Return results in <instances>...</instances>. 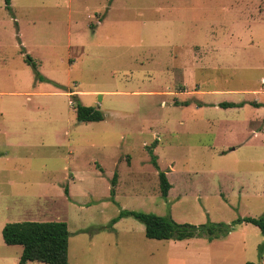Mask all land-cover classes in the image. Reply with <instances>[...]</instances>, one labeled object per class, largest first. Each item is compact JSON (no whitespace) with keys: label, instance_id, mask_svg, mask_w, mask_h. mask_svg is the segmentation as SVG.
I'll return each mask as SVG.
<instances>
[{"label":"rangeland","instance_id":"1","mask_svg":"<svg viewBox=\"0 0 264 264\" xmlns=\"http://www.w3.org/2000/svg\"><path fill=\"white\" fill-rule=\"evenodd\" d=\"M109 1L11 0L12 18L0 0V227L64 222L67 264H264L259 230L235 223L264 213V133L253 128L264 113L255 95L264 88V28L246 51L215 52L250 38L186 37L155 0H118L98 26ZM258 4L264 17V0L183 12L237 19L258 14ZM27 55L50 82L35 80ZM211 99L260 104L203 109ZM76 102L104 120L78 122ZM158 172L171 186L166 200ZM23 202L34 218L22 216ZM123 210L234 230L212 241L151 240L131 217L112 223ZM20 252L0 232V264H18Z\"/></svg>","mask_w":264,"mask_h":264},{"label":"trees","instance_id":"2","mask_svg":"<svg viewBox=\"0 0 264 264\" xmlns=\"http://www.w3.org/2000/svg\"><path fill=\"white\" fill-rule=\"evenodd\" d=\"M4 9L10 14L11 0H3ZM21 52L25 53L23 48ZM26 63L31 67L34 78L38 82H50L42 76L33 60L27 55ZM57 88L60 86L54 84ZM77 100L75 95L71 96ZM257 106L256 104H253ZM242 104L220 103V108L241 107ZM76 120L82 123H97L104 120V114L95 107L84 106L76 102L74 106ZM154 144L148 148L151 164L157 167V157L153 154ZM117 175L114 173L110 180L109 195L113 200L115 196V185ZM159 189L161 197L166 200L170 184L164 172H158ZM67 196V188L64 189ZM123 217H131L144 227V236L147 239L159 241H184L194 238H204L207 241L225 238L234 230V224L211 223L194 226L187 223H176L169 216H158L135 211H120L112 223ZM235 223H249L259 230L263 241L258 245L259 260L264 254V213L258 218H242ZM1 237L7 246H20L22 248L18 264L41 263V264H67L69 232L64 222H17L7 223L1 230ZM255 264V263H245ZM260 264V263H257Z\"/></svg>","mask_w":264,"mask_h":264},{"label":"crops","instance_id":"3","mask_svg":"<svg viewBox=\"0 0 264 264\" xmlns=\"http://www.w3.org/2000/svg\"><path fill=\"white\" fill-rule=\"evenodd\" d=\"M118 0H110V4L107 10V13L105 17L99 22L98 26H101L107 16L114 10L116 3ZM128 0H121L122 4H126ZM238 2H242V0H155V3L158 4L159 7L165 6L164 9L159 8V12H170L173 11V17L167 16V17H162L161 19L167 20V21H172L177 23V29L181 34H184L186 37H206V38H218L221 36H228L232 38H241V37H249L248 44H241L240 41H238L237 44H231L230 42L225 43V44H214L215 52H219L218 47H224V48H231L232 50H238V51H246L248 50L247 47L252 46L253 40L252 38L255 37H262V29L264 28V17L261 16L262 14V4H258V14H255L256 9L254 10L255 15H251L250 13L246 16H241L237 17V19H221L216 18L218 16H208L207 18H204L202 21L198 19L197 16L191 17V16H184L185 12L189 11L190 13L193 10H202V6L205 8H209V11H214L216 8L219 10H222V12H231L232 6L237 4ZM219 6V7H216ZM221 5V6H220ZM183 10L185 12H183ZM208 11V12H209ZM176 12L179 13V15H176ZM219 20V21H218ZM179 23V25H178ZM217 30H222L224 32H220ZM201 33H200V32ZM200 33V35H199ZM238 40V39H237ZM257 47V46H256ZM261 82H264V77L261 78ZM87 93V92H86ZM90 93V92H89ZM191 93H194L193 95H197L196 91H192ZM196 93V94H195ZM216 92H207L206 96L211 97L216 94ZM178 95V94H174ZM192 95V94H191ZM255 95H262L264 96V88H261L260 91H257ZM94 96H98L97 94ZM228 103L227 101H225ZM222 102L215 101L211 99L208 102H203V109L205 108L204 106H212L216 107L219 106V104ZM233 104H242L241 107H234L231 109H245L248 105H253V104H260V102L254 100V101H249L244 99L243 101L239 102H230ZM202 104V103H201ZM264 105V102L262 103ZM230 109V108H227ZM261 118L260 120H256L257 125L253 127L256 129L255 133L258 134V132L264 133V113L259 117ZM244 124L252 127L251 121L249 119L244 120ZM255 124V123H254ZM28 197V196H27ZM22 198V197H21ZM34 199H37V196H34ZM28 203L23 202L21 203V214L22 216H25L26 218L31 216L34 218L35 216V210H32V205L31 207L27 208ZM27 220V219H25ZM23 222H33V221H23ZM1 228V227H0ZM3 228V227H2ZM0 229V232L2 230ZM22 250V248H21ZM21 254V252H20ZM20 256V255H19ZM28 264V263H27Z\"/></svg>","mask_w":264,"mask_h":264},{"label":"built area","instance_id":"4","mask_svg":"<svg viewBox=\"0 0 264 264\" xmlns=\"http://www.w3.org/2000/svg\"><path fill=\"white\" fill-rule=\"evenodd\" d=\"M261 261L264 262V256L262 257V260Z\"/></svg>","mask_w":264,"mask_h":264}]
</instances>
